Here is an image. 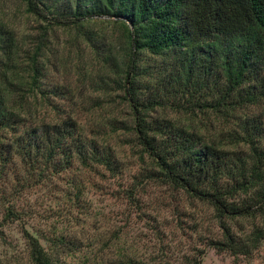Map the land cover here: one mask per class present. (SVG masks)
<instances>
[{"label":"trees","instance_id":"16d2710c","mask_svg":"<svg viewBox=\"0 0 264 264\" xmlns=\"http://www.w3.org/2000/svg\"><path fill=\"white\" fill-rule=\"evenodd\" d=\"M26 1L31 13L51 25L79 26L95 16H108L122 25L130 53L116 82L129 117L111 120V128L130 131L149 156L153 167L146 179L184 190L213 206L224 238L210 239L209 245L246 254L260 245L264 219L242 235L231 222L264 218V0ZM5 35L0 30V68L11 47ZM144 53L160 60L142 67ZM36 59L32 58L33 83L41 73ZM142 76L148 81L155 78L156 83H147ZM148 89L152 90L147 95ZM59 91L41 88L57 115L46 120L34 106L10 105L12 90L0 76L1 185L13 181L11 189L19 191L63 177L71 185L65 195L80 199L84 183L75 170L119 172L117 150L99 141L93 128L89 133L83 130L73 113L62 115L64 110L50 102ZM160 110L222 120L228 127L223 130L228 143L246 149L208 142L195 129L153 115ZM129 191L134 199V190ZM9 203L0 226L22 219ZM23 235L29 264H74L69 257L82 250L79 239L64 234H34L24 227ZM202 255L199 250L189 264H202ZM111 264L144 263L123 253Z\"/></svg>","mask_w":264,"mask_h":264},{"label":"rangeland","instance_id":"374dc122","mask_svg":"<svg viewBox=\"0 0 264 264\" xmlns=\"http://www.w3.org/2000/svg\"><path fill=\"white\" fill-rule=\"evenodd\" d=\"M27 8L26 0H0V30L7 32L11 43L8 54L2 56L0 76L12 90L10 105L34 106L41 117L55 120L57 115L43 99L41 88L59 87L60 93L52 94L50 102L64 110L62 115L73 113L87 133L92 128L98 131L96 138L117 150L120 169L117 174L106 168L75 170L74 175L84 183L80 199L65 195L71 185L63 177L19 191L11 189L13 181L0 184V221L8 200L22 214L21 220H7L0 226V264H29L24 227L34 234L79 239L82 250L69 257L74 264H111L123 253L144 264H189L199 250L202 264H264V240L252 246L250 254L209 245L210 239L224 238L213 206L184 190L146 179L144 175L153 167L149 156L130 131L111 128V120L129 117L124 93L116 82L130 53L122 25L108 16H95L79 26L51 25ZM34 56L41 70L35 83ZM159 60L144 53L140 64ZM142 77L156 83L155 78ZM153 115L195 129L208 142L227 149H246L230 145L223 134L228 127L213 116L162 110ZM129 190H134V199ZM263 219L241 218L231 226L239 235L247 234Z\"/></svg>","mask_w":264,"mask_h":264}]
</instances>
